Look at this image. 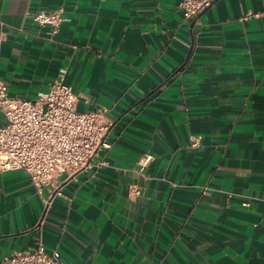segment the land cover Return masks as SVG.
Instances as JSON below:
<instances>
[{
	"label": "crops",
	"instance_id": "0c3cea01",
	"mask_svg": "<svg viewBox=\"0 0 264 264\" xmlns=\"http://www.w3.org/2000/svg\"><path fill=\"white\" fill-rule=\"evenodd\" d=\"M180 1L0 0L9 94L35 99L65 70L77 109L113 120L107 165L61 177V195L0 171V259L40 236L63 264H264V0L188 20ZM59 7L50 39L32 14Z\"/></svg>",
	"mask_w": 264,
	"mask_h": 264
},
{
	"label": "built area",
	"instance_id": "2783aa9c",
	"mask_svg": "<svg viewBox=\"0 0 264 264\" xmlns=\"http://www.w3.org/2000/svg\"><path fill=\"white\" fill-rule=\"evenodd\" d=\"M216 0H181L179 7L186 20L197 17ZM264 19V7L260 13ZM33 20L46 27L52 39L61 24L68 20L64 7L41 9L32 14ZM78 95L66 82V71L58 73L45 93L35 99L14 97L8 85L0 80V110L6 122L0 125V171L22 169L27 172L39 193L47 188L50 197L62 194L63 182L79 173L107 165L98 159L102 148L110 147L107 140L113 120L108 109L90 111L77 109ZM202 136L191 134L190 147H199ZM145 153L138 161L141 169L152 160ZM63 178V182L61 181ZM141 189L134 185L132 195ZM0 264H63L57 252L49 253L40 236L35 245L22 251L4 255Z\"/></svg>",
	"mask_w": 264,
	"mask_h": 264
}]
</instances>
